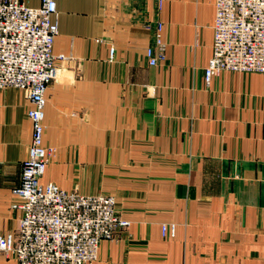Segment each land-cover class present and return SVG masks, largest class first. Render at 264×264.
I'll return each mask as SVG.
<instances>
[{
	"label": "crops",
	"instance_id": "1",
	"mask_svg": "<svg viewBox=\"0 0 264 264\" xmlns=\"http://www.w3.org/2000/svg\"><path fill=\"white\" fill-rule=\"evenodd\" d=\"M56 1L54 51L67 59L46 92L55 156L41 182L112 194L130 222L94 264H264V78L207 81L215 0ZM158 21L166 58L151 66ZM31 107L0 89V235L19 226ZM0 264L16 261L0 253Z\"/></svg>",
	"mask_w": 264,
	"mask_h": 264
},
{
	"label": "built area",
	"instance_id": "2",
	"mask_svg": "<svg viewBox=\"0 0 264 264\" xmlns=\"http://www.w3.org/2000/svg\"><path fill=\"white\" fill-rule=\"evenodd\" d=\"M213 53L205 69L207 81L225 72H256L264 78V0H215ZM56 0L32 7L24 0H0V89L24 91L33 133L22 164L19 226L14 235H0V253L16 264H94L101 242L115 240L130 222L122 219L112 194L64 190L42 177L55 156L45 145L46 92L60 74L66 55L54 51L59 23ZM163 23L153 28L154 44L146 49L148 63L166 58ZM112 54L114 49H112ZM176 225H164L174 234Z\"/></svg>",
	"mask_w": 264,
	"mask_h": 264
}]
</instances>
